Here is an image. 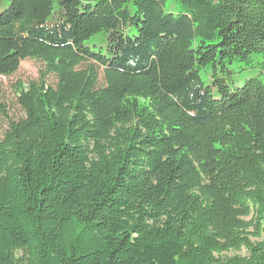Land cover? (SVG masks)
<instances>
[{
    "label": "trees",
    "instance_id": "16d2710c",
    "mask_svg": "<svg viewBox=\"0 0 264 264\" xmlns=\"http://www.w3.org/2000/svg\"><path fill=\"white\" fill-rule=\"evenodd\" d=\"M25 59L0 264H264V0H0Z\"/></svg>",
    "mask_w": 264,
    "mask_h": 264
},
{
    "label": "rangeland",
    "instance_id": "374dc122",
    "mask_svg": "<svg viewBox=\"0 0 264 264\" xmlns=\"http://www.w3.org/2000/svg\"><path fill=\"white\" fill-rule=\"evenodd\" d=\"M237 68L238 66H233V69ZM40 69H42L40 62L32 59H25L21 62L17 72L8 77L0 76V137L7 127L9 118L16 119L23 115V112L17 102L15 85L20 81L23 84H27L29 81L37 79ZM254 72H252V70L247 71V73ZM236 79L239 85L243 83V79L241 77H237ZM48 80L49 82H53V78L51 76ZM228 254H246V250L231 251Z\"/></svg>",
    "mask_w": 264,
    "mask_h": 264
}]
</instances>
